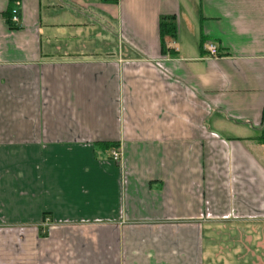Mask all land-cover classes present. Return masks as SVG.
I'll return each mask as SVG.
<instances>
[{"label": "crops", "instance_id": "crops-1", "mask_svg": "<svg viewBox=\"0 0 264 264\" xmlns=\"http://www.w3.org/2000/svg\"><path fill=\"white\" fill-rule=\"evenodd\" d=\"M263 134L264 0H0V264H264Z\"/></svg>", "mask_w": 264, "mask_h": 264}, {"label": "built area", "instance_id": "built-area-1", "mask_svg": "<svg viewBox=\"0 0 264 264\" xmlns=\"http://www.w3.org/2000/svg\"><path fill=\"white\" fill-rule=\"evenodd\" d=\"M19 21H20L19 11L17 8H15L12 11V22H14L15 24H18ZM206 50L208 51L211 57H218L219 55V49L217 45L214 43H208L206 45ZM110 157L113 161L118 162L121 159V154L118 150H114L110 153Z\"/></svg>", "mask_w": 264, "mask_h": 264}, {"label": "trees", "instance_id": "trees-1", "mask_svg": "<svg viewBox=\"0 0 264 264\" xmlns=\"http://www.w3.org/2000/svg\"><path fill=\"white\" fill-rule=\"evenodd\" d=\"M162 28V33L163 34H171V35H175L176 34V29L173 25L170 24H162L161 25ZM261 142H264V134L258 139ZM98 148L100 147H105V148H110V147H117L116 145H111V144H104V143H99L97 144Z\"/></svg>", "mask_w": 264, "mask_h": 264}]
</instances>
